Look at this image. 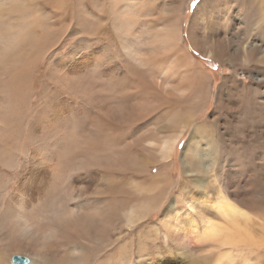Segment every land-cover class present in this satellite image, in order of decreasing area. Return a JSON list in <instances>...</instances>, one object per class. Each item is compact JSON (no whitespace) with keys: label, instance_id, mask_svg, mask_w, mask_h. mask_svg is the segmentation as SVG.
<instances>
[{"label":"bare ground","instance_id":"1","mask_svg":"<svg viewBox=\"0 0 264 264\" xmlns=\"http://www.w3.org/2000/svg\"><path fill=\"white\" fill-rule=\"evenodd\" d=\"M238 1L239 21L226 27L233 9L201 0L187 27L194 49L225 64L252 60L256 46L247 41L252 30H264V0ZM185 2L0 0V264H13L14 253L27 258L24 264H85L86 248L105 250L110 233L161 208V191L170 185L162 179L173 175L168 160L186 130L182 167L209 174L214 188L196 180L197 202L206 208L181 219L172 203L163 211L165 223L187 245L215 248L214 264L234 261L229 250L241 244L254 245L250 219L260 200L251 167L239 166L241 155L229 151L222 188L214 174L225 154L218 149L224 141L218 117L189 130L212 87L181 45ZM257 47L261 52L263 45ZM213 92L238 133L263 136L260 95ZM153 163L163 166L156 176L149 173ZM144 170L155 183L148 195L145 186L128 183ZM189 175H183L187 183ZM195 206L189 203L190 212Z\"/></svg>","mask_w":264,"mask_h":264},{"label":"rangeland","instance_id":"2","mask_svg":"<svg viewBox=\"0 0 264 264\" xmlns=\"http://www.w3.org/2000/svg\"><path fill=\"white\" fill-rule=\"evenodd\" d=\"M167 1V0H166ZM169 1V0H168ZM185 5L183 7V15L180 20V40L182 48L187 53V56L192 60L195 64V67L202 71L204 75L206 73L209 74V77L205 79L208 82L207 89L212 87L210 92L209 103L199 114L194 116L189 123V130L193 133L196 129V126L201 124L202 122H211L212 118L217 116L218 121L215 124L220 130V134L224 141L221 146L218 144V149L220 153L224 152L223 156H220L218 160L222 159V169H218L214 171L215 176L221 184V187H225L226 184V171L228 167L229 151L234 153H238L241 155V159L237 161L238 165L247 164L251 167L249 171H252L253 176L252 182L254 184V188L256 191V196H258V200L260 205V211L255 215L252 214V218L250 219L251 224V234L254 237V245L250 244H241L240 247L234 248L233 250H221V252H226L228 254H234V261L224 262V263H216V264H239L248 258L249 264H264V134L262 137L253 135L251 137H246L238 133L236 128L232 127V123L230 122V117L225 115L223 109H218V105L214 102V96H212V92L216 87H222L225 90L229 89L232 91L234 88L241 89L243 91L249 92L250 90L255 91L256 95L260 100L264 101V60H262V51H264V30L263 32H256L252 30L250 33V40L247 42H253L252 45L256 46L253 50L252 60H249L246 63L241 61H234L232 63L225 64L222 61L217 60L214 57H210L207 55H203L199 53L196 49H194L193 45L187 38V27L189 23V19L194 12L196 6L201 2V0H185ZM216 1V0H213ZM234 0H217V5L214 6V9L220 8L221 10L225 9H233L230 12L228 10L229 15H226L230 20L225 22L226 27L229 26V23H238V17L240 16V2H233ZM244 2V0H243ZM240 3V4H239ZM228 4V6H227ZM227 8V9H226ZM238 8V9H236ZM261 8L264 9V2L261 4ZM236 9V10H235ZM237 11V13L235 12ZM264 13V10H263ZM222 15V17H224ZM232 16V17H231ZM236 16H238L236 18ZM219 18L213 19V23H220ZM256 21V20H255ZM68 22V20H67ZM262 27L264 26V21L261 23ZM215 26V25H214ZM264 29V27H263ZM241 33V32H240ZM257 39H256V38ZM242 40L241 45H245V39L239 38ZM260 39V40H259ZM262 41V42H261ZM89 43H93V40L89 38ZM238 43L239 40H238ZM263 45L258 49L257 46ZM259 50V52H258ZM264 53V52H263ZM260 54L259 58L256 59V55ZM261 57V58H260ZM106 64V63H103ZM255 74V75H254ZM225 76V82H222V77ZM232 82H235L232 84ZM228 84V86L224 85ZM244 85L246 87L242 88ZM214 93V92H213ZM214 95V94H213ZM263 98V99H262ZM180 128L174 129V131H178ZM187 131V130H186ZM184 132L182 138L177 141L174 151L172 152V156L168 160L172 164V179L170 175L163 178L162 180H166L170 183L167 186L166 190H162L161 193H165L163 196L165 199L160 209H155L150 212L146 217L140 219L134 224L129 225L128 227L124 226L119 232H112L109 234V242L108 247L103 251H93V249H87V264H214L211 256L216 253L215 248L205 249V247L187 245L182 241L181 235L179 232L173 229H169L164 221V209L169 207L170 204L174 206V210L172 214L175 217L184 218L185 213L199 215L201 211H203L206 207L205 204L197 202V200L201 197L200 188L194 186L193 183L201 179H206L209 177L207 175H194L192 172L185 171L181 164V150H183L184 146L189 140V131ZM191 135V134H190ZM249 138V139H248ZM199 139V136H197ZM227 139L229 141H227ZM226 140V141H225ZM252 142V143H251ZM226 145V146H225ZM262 145V146H261ZM228 146V147H227ZM224 148V149H223ZM149 173L152 176H156L157 172H159L163 166L158 164H149ZM263 166V168L260 167ZM166 166V165H164ZM235 168H233L234 170ZM146 170L140 172V176L137 178L130 177L132 180L138 181H130L128 183H140V190H143L141 187L145 186L144 195H148L147 188L148 186L152 187L155 183L152 184L149 182L150 179L146 175ZM249 172L243 174H237L238 180L239 176L246 177ZM189 177H193L190 179V182L187 183L184 181L183 175ZM255 174V175H254ZM263 175V177H262ZM10 177L9 173L5 178ZM220 177V178H219ZM256 177V178H255ZM259 177V178H257ZM255 178V179H254ZM233 179V176L231 178ZM262 179V180H261ZM256 182H255V181ZM192 181V183H191ZM208 181V182H207ZM259 181V182H258ZM263 181V182H262ZM143 182L145 185H143ZM207 184L214 188V181L211 179L207 180ZM212 184V185H211ZM211 187L210 190H211ZM261 187H263L261 189ZM260 188V189H259ZM199 189V191H198ZM154 191V195H157V191ZM262 191V192H261ZM156 192V193H155ZM167 192V193H166ZM4 193V192H3ZM3 193L0 198L3 197ZM193 194V195H192ZM195 195V196H194ZM261 195V196H260ZM263 196V197H262ZM166 197V198H165ZM195 197V198H194ZM162 199V200H163ZM263 199V200H262ZM262 200V201H261ZM194 201V202H193ZM189 203H195L198 206H195L193 212L189 208ZM262 204V205H261ZM197 207V210H196ZM204 208V209H203ZM200 211V212H199ZM190 212V213H189ZM262 215H260L261 213ZM197 213V214H196ZM163 215V216H162ZM168 217V216H167ZM166 217V218H167ZM259 218V219H258ZM171 220V219H168ZM170 224L171 221H170ZM261 224V225H260ZM171 228V227H170ZM120 234V235H119ZM122 234V235H121ZM116 240V241H115ZM261 245V246H259ZM110 248V250H109ZM203 249V251H201ZM206 250V251H205ZM241 252L239 253L238 252ZM234 251V252H233ZM237 253V254H236ZM17 254V253H14ZM13 254V255H14ZM253 262V263H252ZM85 263V264H86ZM11 264V262H10Z\"/></svg>","mask_w":264,"mask_h":264},{"label":"water","instance_id":"3","mask_svg":"<svg viewBox=\"0 0 264 264\" xmlns=\"http://www.w3.org/2000/svg\"><path fill=\"white\" fill-rule=\"evenodd\" d=\"M27 261L26 257H21V256H17V255H13L12 256V262L13 264H24Z\"/></svg>","mask_w":264,"mask_h":264}]
</instances>
